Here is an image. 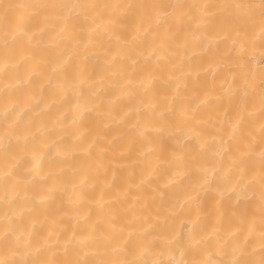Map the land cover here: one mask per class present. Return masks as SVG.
<instances>
[{"label": "bare ground", "instance_id": "bare-ground-1", "mask_svg": "<svg viewBox=\"0 0 264 264\" xmlns=\"http://www.w3.org/2000/svg\"><path fill=\"white\" fill-rule=\"evenodd\" d=\"M0 264H264V0H0Z\"/></svg>", "mask_w": 264, "mask_h": 264}]
</instances>
